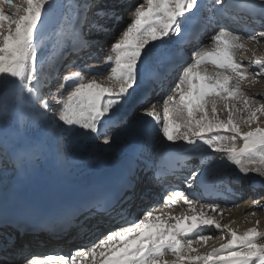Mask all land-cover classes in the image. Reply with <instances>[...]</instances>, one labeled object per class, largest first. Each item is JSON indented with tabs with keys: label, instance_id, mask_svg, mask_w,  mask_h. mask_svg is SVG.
Instances as JSON below:
<instances>
[{
	"label": "snow or ice",
	"instance_id": "6c2138e0",
	"mask_svg": "<svg viewBox=\"0 0 264 264\" xmlns=\"http://www.w3.org/2000/svg\"><path fill=\"white\" fill-rule=\"evenodd\" d=\"M23 4L26 6L16 4L14 0H0V88L15 90L20 105L31 106L39 118L32 121L34 125H39L51 112L58 126L96 137L101 134L105 122L128 125L126 119H115L118 109L133 96L141 80L162 82L164 74L159 71L160 63L167 60L165 72L179 67L176 61L178 44L192 45V40L177 41L175 38L185 31L184 21L201 10L200 0H143L131 9L130 22L116 34L117 25L124 23L123 16L116 9L98 8L95 12L97 20L88 25V33H85L83 25L95 0H81L75 4L77 12L72 23L74 31L79 33L78 40L69 51L81 57L88 53L90 58L91 49L98 41L90 39L89 34L112 36L105 59L109 70L104 79L108 83L98 79L102 73L77 67L63 75L60 84L51 92L55 100L52 105L42 94V89H51L52 84L42 74L43 59L38 49L41 36L38 34H41L45 13L54 7L55 0H23ZM215 4L222 11L219 15H210L205 26L219 29L211 35L212 47L193 46L191 62H181L185 66L178 73L172 94L163 99V115L153 104L142 110V117L154 122L168 145L179 147V152L165 150L164 157L181 159L186 153L212 156V161L201 159L202 164L211 168L215 160L213 154L223 153L221 163L226 161L233 166L236 175L226 177L223 169L217 168L215 175L222 191L216 189L209 194L239 196L240 193L226 183L227 179L232 183H243L250 179L249 174L264 178V127L259 124V119L264 117V101L245 90L246 85L264 77V57H253L246 65L244 58L237 54L247 52L248 43L258 44V37H264V31L245 36L230 30L224 24L233 5L226 4L225 0H215ZM5 5L15 11L6 13ZM235 7L249 15L257 11L264 14V0H242ZM100 20L105 23H98ZM56 35L54 31L49 36L54 45ZM209 64L215 71L207 70ZM250 66L257 71H250ZM7 115V105H0V117ZM144 122L149 123L148 120ZM244 127L248 130H243ZM142 135L141 152L148 147L150 130L144 128ZM102 143L110 144V135L105 134ZM143 170L152 172L153 180L162 178L161 170L149 163H145ZM199 175L200 169H197L184 181L189 192H170L164 196L162 204L144 211L135 220H128L127 211L122 207L127 197L121 201L120 194L115 191L66 209L61 219L71 220L85 211L90 214L85 219H91L96 215L92 212L95 209L121 226L109 230L90 247H80L69 256L49 254L27 258L23 264H169L164 259L169 254L175 258L172 264H264V231L259 230L260 221L238 232L228 223L217 220L213 214L222 211L221 204L200 203L191 191ZM136 183V171L129 168L122 189L134 191ZM181 202L187 206V214L173 215L165 211L174 209ZM253 203L264 208L258 201ZM117 205H121L119 211ZM99 226L100 221L92 225L96 229ZM22 228L24 225L17 223V231ZM205 230H219L222 234L219 237L204 235ZM225 233L226 242L206 253L193 247L217 238L223 241ZM10 246L14 247V242L12 245L6 243L0 251H7ZM10 259V256H0V264H8Z\"/></svg>",
	"mask_w": 264,
	"mask_h": 264
},
{
	"label": "bare ground",
	"instance_id": "6f19581e",
	"mask_svg": "<svg viewBox=\"0 0 264 264\" xmlns=\"http://www.w3.org/2000/svg\"><path fill=\"white\" fill-rule=\"evenodd\" d=\"M97 1L98 0H95V3ZM109 1H111L110 4H114V2L116 4L120 3V5L115 6V9L123 16L126 11V0ZM202 1L203 0H200L201 10L197 11L191 15L189 19L184 21L183 27L185 30L194 27V18H196L197 15L202 14L205 23L208 24V17L210 15H219L222 11L220 6L215 4V0H207L205 3H202ZM80 2L81 0H63L59 5L55 20L47 26L45 36L42 35L44 37V45L41 50V58L43 59L42 74L48 82L54 77L57 68L56 63L58 58L63 55L62 53H67L70 60L71 58L73 59L78 56L76 53L70 52L69 50L77 44L78 40L79 33L74 31L72 23L77 12L75 4ZM225 3L233 5L227 13V20L224 24L225 27L234 32H241L244 35H246L247 30H255V28L264 30V23H262V21H264V14L257 11L256 13L249 15L247 12L237 9L235 5L242 3V0H225ZM86 7H91V5H86ZM92 8L93 7H91V10ZM89 13L90 11L87 12V17L89 16ZM95 20H97V18ZM98 23L104 24L105 21L100 20ZM107 23L109 26L111 25L110 21ZM88 25L87 22L83 25L85 33H88ZM217 29V27H207L198 42H200V40L206 35L205 33L213 32L212 30ZM54 31L57 32V35L55 36V45L53 40L49 39L50 34ZM184 32L180 37L175 39H177V41H182V38L185 36ZM106 36L107 35H97L96 32L92 35L91 39L98 41L96 47L93 48H96V51L93 50L95 51L93 55L94 57H99L98 55H95V53H98L97 48L100 47ZM209 36H211V34H209ZM208 40V42H210L211 38ZM198 45L199 43H196L195 46L200 47ZM209 46H212L211 43ZM178 48L179 54L176 57L177 63L183 65L184 63H181L182 61H191L193 47L191 51H189L190 45L189 47L185 45L183 49V44H178ZM203 48L209 49V47ZM247 48L251 60L253 57H264V43L261 41L258 44H252L250 47L247 46ZM108 52L109 49L106 50V54H108ZM184 53H187V55L185 56ZM246 55L247 53H242L241 55H238V57L242 56L245 58L247 57ZM86 56H88V53H84L82 58ZM248 60H250V58H248ZM165 64H167V60H164L159 65V71L161 73L164 72ZM252 69L255 68L252 67ZM207 70L209 72L215 71L211 64L207 66ZM176 71L177 70L173 69L170 72L171 74H165L164 82H156L151 79L141 80L140 86L136 89L133 96L129 98L127 103L123 104L118 109L115 119L124 118L132 109L137 107L140 109L142 104L147 102L155 92H159L166 85H170L169 81L170 83L172 81L175 82L173 76ZM47 89V87L42 89V94L46 99ZM245 90L249 94H257L256 98H263L264 81L248 84L245 86ZM0 105H7L8 107V115L0 117V199H3L5 202H8L13 206L22 205L29 192H39L41 190L40 188L51 189L60 193H76L88 188L103 185L105 182L111 180L116 174L121 173V171L124 170L128 173L129 168H133L136 171V187L134 191H130L129 193L131 199L123 204L122 207L126 210H132L133 206L139 203L141 207L147 208L148 206L145 205V202H152L153 200H151L150 197L155 195L157 190L156 188H153L154 186L145 187L147 179L152 175V172L146 173L143 170L145 163L156 164L159 162V157H162V161L167 158H172L171 156L164 157L162 155L165 150L180 151L178 146L168 145L167 142L163 140V137L159 135L158 128L156 127L155 132L148 137V147L141 153V155H130L136 146L137 138L142 134L143 129L145 128L146 123L144 121L148 120L150 122V118L142 117L141 112L139 116L140 120L137 121L138 123L135 125V122L133 123L134 126L132 125V128L135 127L136 129L132 133L130 130V143H128V140H125L129 137L128 136L127 138L122 139L123 144H120L121 146L119 145L120 147L117 149L112 144L104 145L101 143L104 139V128L107 127V122L101 126V134L99 137H96L91 133L84 134L79 130L76 133L75 129L73 131L75 133H70V131H68L70 134L68 136H71L70 139L74 145L88 148V154L86 156L75 158L68 154V145L64 139H68L69 137L66 135L64 137V134H62L65 133L66 130L58 126L57 122L52 118L51 112L48 114V117L40 121L39 125H34L32 121L39 118L35 115L29 104L25 103L20 105L16 98L15 90L12 89L5 90L0 88ZM60 134L62 135L60 136ZM76 141L82 145L76 143ZM113 148L116 149V156L111 155L114 150ZM102 149H104V152H102ZM187 155L192 154L186 153L184 156ZM213 155L215 156V160L212 162L211 168H209L207 164H203L202 167L198 168L200 162L189 163L191 165L188 167L192 168L193 171L200 169V175L197 177L196 182L204 179L211 182L217 181L215 175V170L217 168L223 169L226 177L236 175L233 166L228 165L226 161L223 164L221 163L223 153H214ZM199 157L200 160L205 159L212 161V156ZM249 175L250 179L243 183H232L231 179L226 180V183H228L235 192L240 193V195L233 196L230 193H226L225 200H223L226 201L224 205L226 206L229 202L234 201L233 206L230 207V210H225V208L221 207L222 211L219 214H213L217 220L221 221V223H228L231 228L238 232H243L246 229L253 227L257 220L260 221L258 226L259 230L264 231V217L256 219L252 216V213L257 210L261 213L264 211V208L257 207L253 203V201H258L261 205H264V197H259V191L264 190V186H262L264 185V178H260L254 174ZM258 186H260L262 190H258ZM219 189L222 190L220 186ZM187 191L189 192V190ZM191 191L196 195L195 190ZM240 200L243 202L238 204ZM119 207H121V205H119ZM165 211L170 212L173 215L187 214V206L183 205L181 202V204L177 205L174 209L167 208ZM133 213L136 214V211H133ZM140 215L141 213L138 217H140ZM110 223L112 222L110 221ZM213 231L219 232L220 235L222 234L219 230H211L206 231L204 235H213ZM224 235L225 240L223 241L220 239L209 240L203 246L194 244L193 247H195L200 253H206L210 251L212 247H219L221 243L226 242V233ZM27 239L26 243L30 245L34 237H27ZM60 240L61 242L65 241V239L62 238H60ZM49 242V240L44 239V246ZM164 259L168 261L169 264H172L175 258L169 254L166 255Z\"/></svg>",
	"mask_w": 264,
	"mask_h": 264
},
{
	"label": "rangeland",
	"instance_id": "374dc122",
	"mask_svg": "<svg viewBox=\"0 0 264 264\" xmlns=\"http://www.w3.org/2000/svg\"><path fill=\"white\" fill-rule=\"evenodd\" d=\"M68 1H71V0H68ZM61 2H63V0H55L54 7H52L50 9V11H48V12L45 13V16H44V21L45 22H44V24L41 25V31H42L41 34L43 36H45V34H46L45 32H47V26L51 22H53L55 20L56 15H57V12H58V9H59V5H60ZM110 2L111 1H109V0H98L95 3V6L90 11L89 16L87 17V23L88 24H91L97 18L96 15H95V12H96V10L98 8L115 9V6L120 5V3L119 4L118 3L116 4L115 2H114V4L113 3L110 4ZM137 2H143V0H126V2H125V8H126L125 10L126 11L123 14V21H124V23L123 24H120V25H117V33L116 34H118V31L123 26H126V23L127 22H130V20H131V15H130L131 9L135 6V4ZM14 3L19 4L21 6H26V5L23 4V0H14ZM4 10H5L6 13H9V14H11V13H13L15 11V9L9 8L6 5L4 6ZM212 31L214 32L215 30H212ZM255 31H256V33H258V32L264 31V30L255 28ZM41 34H38V36H41V38L38 39V49H39V52H40L39 53V56L40 57L42 55L41 54L42 53L41 50L43 49V45H44V43H43L44 42V40H43L44 37ZM93 34H94V32H92V33L89 34V38L90 39H91V37H92ZM209 34L212 35V32H208L201 39V42L199 44L200 47H209V48L212 47V46H209L210 42H208L209 41L208 39L211 38V36H209ZM258 40L261 41L262 43H264V37H258ZM111 42H112V36L107 35L106 38H104L103 42L101 43L100 47L97 48L98 53H95V55H98L99 57H96V56L94 57L93 56L94 55V52L96 51V48L95 49H93V48L91 49V56H90V58H89V55L86 56V57H83V58L80 57V56H76V57H74L75 59L74 58L73 59L71 58V60H70L67 55L60 56V58H58V61L56 63L57 68H56V71L54 73V77L50 81L51 84H52V88L51 89H49V88L47 89L48 91H47L46 95H47L48 102L50 104H52V105H55V100L52 98L51 92H54L55 91V88L60 84V82L62 81L63 75L68 74V73H70L72 71L77 70V67H79L80 69L92 68L95 71L101 72L102 75L99 76L98 79H100L101 82L107 84L108 81L105 80L104 77L107 76V73H108V70L109 69L105 65V59H106V50L110 48V43ZM248 44H247V46L250 47L254 43H248ZM93 50H95V51H93ZM244 53H247V55H246L247 57L244 58L245 59L244 60V63L246 65H248L249 64V61L251 60V57L248 54V52H244ZM259 53H261V52H259ZM241 54L242 53H238L237 55H241ZM248 58H250V60H248ZM188 62H191V61H188ZM182 70H183V67H182ZM182 70L179 69V71L178 70L176 71L177 74L176 73H175L176 75L174 74L175 77L173 76V78H174L175 82L178 79V73L181 72ZM249 70L250 71H257V69H252L251 66H250ZM57 73H59V75H57ZM89 78H91V77H89ZM258 81H260V82L261 81H264V77H259L258 78ZM175 82L172 81L170 83V81H169V84L170 85H166L161 91L155 92L152 95L153 98L151 96L147 102H145V103L142 104V106L140 107V109H138V107L135 108V109H132L131 110V113L128 116L129 117V119H128V125H124V127L120 128L117 131L111 132L109 134L107 132L106 134L110 135V137H111V143L110 144L114 145V147L117 149L118 147H120L123 144L122 143V139H125L128 136L129 137L127 139H125V140H128V143H130V141H131L130 140V135H129L130 130H131V133H132L136 129L135 127L132 128V125L135 122H136L135 125L138 123L137 121L140 120V118H139L140 113L142 112V110L144 108L151 107L154 104V105H156V110L158 112H160V114L162 116L163 115L162 114L163 113V106H162L163 105V99L166 98L168 95L172 94L171 88L174 87ZM257 99H260V100L263 101L264 100V97L263 98L258 97ZM259 124H260L261 127H264V117H261L259 119ZM253 127H255V125H253ZM244 129H245V127L243 128V130ZM247 130L248 129L246 127L245 131H247ZM68 131L69 130H66L65 133H62V134H64L63 135L64 137H65V135L66 136L70 135L68 133ZM73 131H74V129L71 130L70 133L73 132ZM79 131H81V130H79ZM75 132L77 133L78 130L75 129ZM75 132H73V133H75ZM62 134H60V136ZM68 137H69L68 139H64V141L68 145V147H67L68 148V154H70L72 157H75V158H81V157L86 156L88 154V148L87 147H80L79 145H74L71 142V139H70L71 136H68ZM76 143L80 144L78 141H76ZM80 145H82V144H80ZM84 146H87V145H84ZM116 149H114L113 150V153H111L112 156H116L117 155ZM89 152H90V148H89ZM102 152H104V149H102ZM259 189L262 190V188L260 186H258V190ZM263 191L264 190L259 191V197H264V192ZM223 208H225V210H230L231 209V208L228 209L227 207H223ZM253 213H256L255 215H252L256 219L257 218H260V217H264V211H262V213H261L260 211L257 210V211H255ZM248 219H249V215H248ZM212 233H214L213 235L216 236V237H219L220 236L219 232H217V231H213ZM217 239H213V240H217Z\"/></svg>",
	"mask_w": 264,
	"mask_h": 264
}]
</instances>
